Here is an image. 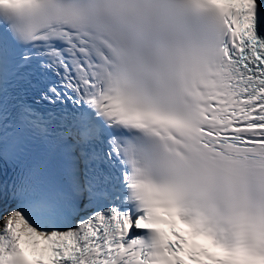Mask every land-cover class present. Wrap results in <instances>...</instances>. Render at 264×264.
<instances>
[{"label": "snow or ice", "instance_id": "obj_1", "mask_svg": "<svg viewBox=\"0 0 264 264\" xmlns=\"http://www.w3.org/2000/svg\"><path fill=\"white\" fill-rule=\"evenodd\" d=\"M0 264H264V0H0Z\"/></svg>", "mask_w": 264, "mask_h": 264}]
</instances>
